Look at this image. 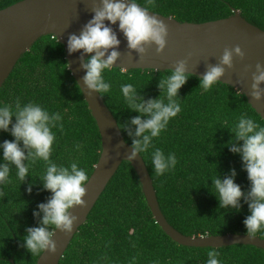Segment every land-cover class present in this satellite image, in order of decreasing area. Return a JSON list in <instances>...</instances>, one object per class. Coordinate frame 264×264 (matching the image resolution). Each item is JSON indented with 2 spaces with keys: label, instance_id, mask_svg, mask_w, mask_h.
<instances>
[{
  "label": "trees",
  "instance_id": "16d2710c",
  "mask_svg": "<svg viewBox=\"0 0 264 264\" xmlns=\"http://www.w3.org/2000/svg\"><path fill=\"white\" fill-rule=\"evenodd\" d=\"M22 1L0 0V11ZM138 3L181 23L218 21L239 11L244 19L264 31V0H138ZM170 72L115 68L105 72L112 89L103 99L120 128L139 115L125 104L121 85L133 84L145 101L161 98L163 90L158 85ZM200 81L190 75L178 93L181 113L153 141L165 154L176 155L175 169L158 176L151 165L150 153L141 155L161 210L172 227L189 237L247 235L243 222L249 215L248 205L241 200L238 213L221 208L212 194V179L215 176L223 179L235 169V183L242 191L249 190L240 155L225 145L234 141L230 128L240 115L247 113L262 126L264 120L236 89L219 82L205 92ZM17 100L21 104H39L50 113L63 115V128L53 129L56 141L51 159L65 166L77 162L91 178L102 153L101 135L69 71L65 48L56 37L40 39L22 57L0 90V105L10 104L14 108ZM121 130L131 145L132 138ZM13 139L9 132H0V144ZM0 163H5L2 154ZM29 163L25 161L26 166ZM9 167L12 182L0 185V264H37L43 252L30 253L23 246V237L28 228L41 226L42 214L33 213L51 197L41 179L46 164L38 160L23 181L17 179L15 166ZM256 236L264 239V233ZM211 251L219 254L220 264H264V250L253 246L214 249L175 243L155 221L136 171L129 162H124L60 264H207Z\"/></svg>",
  "mask_w": 264,
  "mask_h": 264
},
{
  "label": "clouds",
  "instance_id": "9594fccd",
  "mask_svg": "<svg viewBox=\"0 0 264 264\" xmlns=\"http://www.w3.org/2000/svg\"><path fill=\"white\" fill-rule=\"evenodd\" d=\"M93 12V19L84 26L80 35L69 37L67 47L70 55L77 52L88 55V59L82 64L86 73L83 77L84 87L90 95L98 93L103 97L112 89L104 74L113 68L120 56L115 50L120 41L112 27L105 22L113 26L118 22L128 48L141 56L145 53L146 46L155 45L157 52L163 51L167 43L168 28L156 15H151L147 7H142L138 0H100L99 5L94 6ZM234 56L244 60V53L239 46L225 49L219 63L208 69L200 81V87L205 92L211 91L219 83L220 78L226 74V69H233ZM189 79L186 62L179 61L175 70L161 79L158 85L163 90L161 98L145 101L138 96L137 88L133 84L121 85L125 104L131 111L139 113L130 122L121 125L132 138L128 159L134 161L140 154L150 153L151 165L158 176L174 170L178 161L174 153L165 154L162 149L155 147L153 141L181 113L178 93ZM262 86L264 64L257 63L251 85V97L256 102L264 100ZM63 119L61 113H50L35 103L21 104L17 100L14 108L10 104L0 105V132H9L14 138L0 144V154L5 161L0 163V185L12 182L9 165L15 166L17 179L23 181L38 160L46 164L41 179L44 190L50 192L51 197L38 206V212L33 213L34 216L42 214L41 226L28 228L27 235L23 237V246L32 254L45 250L55 254V231L71 234L78 220V217L71 214V210L75 206L86 207L84 197L90 180L87 170L81 168L77 162L65 166L58 165L51 159L56 141L53 129L63 128ZM230 131L234 134V141L225 146L232 153L240 155L250 187L247 192L242 191L241 186L235 183L236 172L233 169L223 179L219 176L212 179V194L217 197L223 209H234L238 213L241 200L248 205L249 215L243 223L246 234L253 237L264 233V126L244 113ZM26 160L30 161L27 166ZM28 191L31 192V186ZM218 255L215 251L209 252L207 264H220Z\"/></svg>",
  "mask_w": 264,
  "mask_h": 264
},
{
  "label": "water",
  "instance_id": "95a60500",
  "mask_svg": "<svg viewBox=\"0 0 264 264\" xmlns=\"http://www.w3.org/2000/svg\"><path fill=\"white\" fill-rule=\"evenodd\" d=\"M99 3L100 0H24L0 11V90L22 57L40 39L47 36L56 37L65 48L69 71L83 93L102 140L101 157L86 185L84 197L86 207L75 206L71 210V214L78 217L72 233L65 235L56 230L53 237L57 246L56 253L45 250L37 264L62 262L75 236L88 222L97 203L124 162H129L136 171L155 221L175 243L190 248L221 249L242 245L264 250V239L257 236L230 234L189 237L170 225L161 210L152 177L142 155L140 154L134 161L128 159L131 145L126 142L115 116L100 94L90 95L84 87L83 77L86 73L82 64L88 59V55L82 52L70 55L68 52L69 37L80 35L84 26L93 19V8ZM150 14L156 15L167 25V43L161 52H157L155 45L146 46L142 56L128 48L118 22L114 26L105 22L112 27L120 41L119 47L115 49L120 56L113 68L123 71L166 72L174 71L179 61H185L186 72L202 79L211 66L219 63L225 49L239 46L244 53V60L241 61L234 56L233 69H226V74L219 82L246 96L249 104L264 120V100L256 102L251 97L255 65L264 64L262 29L249 23L239 11L227 19L201 24L181 23L172 17L154 12Z\"/></svg>",
  "mask_w": 264,
  "mask_h": 264
}]
</instances>
